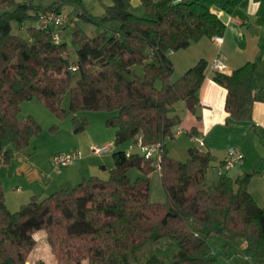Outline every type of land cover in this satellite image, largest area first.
I'll list each match as a JSON object with an SVG mask.
<instances>
[{
    "label": "trees",
    "instance_id": "16d2710c",
    "mask_svg": "<svg viewBox=\"0 0 264 264\" xmlns=\"http://www.w3.org/2000/svg\"><path fill=\"white\" fill-rule=\"evenodd\" d=\"M176 1L140 0L145 13L137 16L130 0H111L102 17L110 26L104 30L89 37L73 25L77 59L71 63L62 37L55 41L53 29L38 23L47 10L62 12L60 3L41 10L32 0H0V164L27 148L40 130L31 116H18L20 103L32 97L57 117L72 114L75 132L85 124L76 112H115L106 119L114 128V145L141 139L162 147L158 168L137 151L126 156L115 150V166L106 180L91 176L46 196L32 195L14 212L6 205L0 182V264H26L38 231H45L51 249L63 252L71 264H129L128 254L162 237L178 241L173 264H219L208 242L212 234L243 241L247 255L264 260V207L248 191L250 174L233 180L225 172L207 190L208 149L189 148L186 161L167 155L166 140L179 123L170 107L179 100L194 107L206 68V61L199 59L173 80L170 54L204 36L220 37L225 30L211 9L213 0ZM84 17L100 25L94 17ZM13 21L36 26H29L28 37L22 38L12 33ZM72 23L68 18L59 35ZM139 63L144 65L141 79L131 69ZM73 73L77 79L72 85ZM251 73L252 65L246 64L213 76L227 90L225 109L235 119L247 117L260 99L252 92ZM67 91L70 101L64 109L61 101ZM132 167L145 175L159 172L164 203L149 202L148 179L131 181L127 171ZM141 264H156V259Z\"/></svg>",
    "mask_w": 264,
    "mask_h": 264
},
{
    "label": "rangeland",
    "instance_id": "374dc122",
    "mask_svg": "<svg viewBox=\"0 0 264 264\" xmlns=\"http://www.w3.org/2000/svg\"><path fill=\"white\" fill-rule=\"evenodd\" d=\"M15 1L26 2L27 0ZM213 1L214 3L211 9L218 16H222L223 13L231 14L234 12L245 19L250 17V24L256 25V27L264 25V0H239L235 6L230 5L231 7L227 4L228 0ZM32 2L41 10L50 7L55 2L58 4L60 3V10L67 15V18L73 21L72 25L68 24L60 33V37H62V40L66 44L67 57L71 63H75L77 59V47L76 44L73 43L71 35L74 24L82 29L89 37L94 36L97 32L110 26V23L104 21L102 17L106 13V6L111 4V0H81L80 2L77 0H32ZM255 2L258 3L261 11L259 14L261 20L259 18L257 21L254 16H249L247 14L248 7ZM226 5L230 8V12L226 10ZM130 9L132 13L137 16H142L145 13L140 0H130ZM82 14H88L94 17L100 25H96L95 23L86 20ZM29 26H36V23H30L29 21L18 23L13 21L11 23V30L13 34L22 38H27V29ZM261 28H264V26ZM203 38L208 39L210 37L204 36L199 40ZM212 39L215 41L214 37ZM197 41L191 42V45H194ZM184 50L185 49H179V52H183ZM188 50L190 51L191 49ZM131 69L133 70V77L141 79L144 76L143 63L135 64ZM76 79L77 75L76 73H73L72 85L75 84ZM175 79H177V77L173 80ZM157 87H160L159 82H157ZM69 101L70 96L67 91L63 95L61 106L64 109H68ZM114 114L115 112H107L103 110L78 111L74 115L85 120V124L81 130L75 132L72 123V114H68L64 117H57L38 97L23 100L20 103V112L18 113L19 118L31 116L39 124L40 130L31 138L30 144L27 148L23 149L20 153L15 154L8 163L0 164V176L3 178L4 191L6 193L5 197L8 200L9 210L14 212L19 208L13 206L10 200L11 194L10 191L7 190L9 187L8 185L18 183L19 187L24 189L31 187L33 181V179H31L32 170L37 169L38 165L43 162L51 160V156L54 152L57 153L63 152L66 149H76L81 154L80 159L75 161H78L77 163H74L75 165L63 167L60 172L67 169H71L70 172H74V170L77 169L75 166L81 160H84V165L82 167L87 170L86 178L96 176L102 180H106L108 178L109 170L115 166L112 153L115 150L122 151L131 144L129 141L119 146L113 145L110 150L104 151L100 154H96L92 151L91 147L93 146L103 147L114 141V128L106 124V119ZM186 139L185 133L182 136L173 135L172 138H168L166 140L167 155L177 161H186L189 148L205 149L204 146H198L197 142L187 144ZM244 145L246 154L251 153L255 155L256 167L260 169L259 171L262 173V175L252 176L250 178L248 191L252 193L256 203L260 207H264V131L259 130L258 134L252 131L245 139ZM18 161L21 164H25L29 172L24 175H8V166L11 164L10 166H16L18 169L20 167L17 163ZM212 161H214L213 158L205 175L204 187L207 190H211L219 179V173L215 170V167H213L214 165L212 164ZM102 165H105L107 170H103ZM37 170H40V168ZM234 171L235 170L227 171V173L232 176ZM56 175L57 173L53 171L51 164V174H49V176H52L51 178L56 180ZM127 177L131 181H135L140 177H147L149 185V202H165V195L160 182L159 172L157 170L145 175L138 168L132 167L127 171ZM28 199L29 196L27 200ZM27 200H25V202ZM46 236L45 231H38L34 234L36 243L27 255L26 264H71L67 263L63 252L51 249ZM208 242L213 252L218 255L219 264H264V260L250 256L249 254L247 255V253L242 250L243 241L239 240L237 243H233L221 235L212 234L208 238ZM178 251L179 244L177 240L162 237L156 241H147L143 243L134 253L127 255V260L129 264H141L153 257L156 259V264H173L176 260ZM82 264L87 263L86 261H83Z\"/></svg>",
    "mask_w": 264,
    "mask_h": 264
},
{
    "label": "crops",
    "instance_id": "0c3cea01",
    "mask_svg": "<svg viewBox=\"0 0 264 264\" xmlns=\"http://www.w3.org/2000/svg\"><path fill=\"white\" fill-rule=\"evenodd\" d=\"M260 12L257 2L247 9V14L254 16L256 21L259 18L261 20ZM218 17L225 24V30L220 36L221 42L214 41L213 37L203 38L195 42L194 45L190 43L186 48H183L185 49L183 52L177 50L170 54L174 67L173 79L180 77L199 59L206 61L204 78L197 91L198 100L194 107L192 109L187 108L183 100L173 103L170 107V115L179 119V123L173 127V134L174 136H182L185 133L187 144L197 142L198 146H204L205 149H208L214 160L212 164L215 170H218L229 147L238 148L243 155L242 163L229 170H235L232 176L226 173L233 180L245 174H250L251 178L262 175L260 169L256 167L255 155L245 153L244 141L252 131L256 134L259 130L264 131V28H261L264 25L256 27V25L250 24V17L245 19L234 12L231 14L223 13L222 16L219 15ZM188 49L192 51L190 50V52ZM218 53L225 56L226 68L224 72L227 74L246 64L252 65L251 88L253 94L260 96V99L253 103L250 114L243 119H235L226 111L227 90L213 79L215 71L211 69V63ZM191 136H194L195 139L192 140ZM199 138L202 139L203 144H200ZM122 151L126 153L135 150L131 149L130 144ZM17 163L20 166L18 169L16 166H10L11 164L8 166V175H24L29 172L25 164H21L19 161ZM83 163L84 160H81L75 166L77 169L74 172L67 169L57 173L56 180L49 176L51 174V160L38 165L37 169L40 168V170L35 169L31 172V179H33L31 187L24 189L19 187L18 183L8 185L7 190L10 191V200L13 206L19 208L32 195L46 196L58 189L76 185L87 177V170L82 167ZM210 164L211 161L209 166ZM102 168L107 170L105 165H102ZM0 182L5 197L4 182L1 176ZM250 194L252 195L251 192ZM28 196L29 199L27 200ZM25 200L27 201L25 202ZM7 201L5 197L8 207ZM244 247L245 244L243 243L242 248Z\"/></svg>",
    "mask_w": 264,
    "mask_h": 264
},
{
    "label": "built area",
    "instance_id": "2783aa9c",
    "mask_svg": "<svg viewBox=\"0 0 264 264\" xmlns=\"http://www.w3.org/2000/svg\"><path fill=\"white\" fill-rule=\"evenodd\" d=\"M38 23L42 28L51 27L53 29V38L55 41H59L60 35L58 28L64 24L68 23V18L65 13L57 12L55 9L47 10L41 13L38 17ZM216 42H221V37H214ZM225 66V56L218 53L217 56L211 63V69L213 71H224ZM191 139H195L191 136ZM200 144H203L201 138H199ZM113 142L109 143L107 146L103 147H91L92 151L96 154L103 153L104 151L110 150L113 146ZM131 149L139 152L144 158L153 161V165L157 168L159 166V161L162 156V147L160 143L147 144L141 139H138L134 144H131ZM130 152H126L125 155L128 156ZM81 154L76 149H71L68 151L57 152L51 156V164L53 171L59 173L63 167L71 166L76 160H79ZM243 160V155L241 151L236 147H229L226 151V156L218 167L217 172L219 176L227 171H229L234 165L241 164Z\"/></svg>",
    "mask_w": 264,
    "mask_h": 264
},
{
    "label": "water",
    "instance_id": "95a60500",
    "mask_svg": "<svg viewBox=\"0 0 264 264\" xmlns=\"http://www.w3.org/2000/svg\"><path fill=\"white\" fill-rule=\"evenodd\" d=\"M178 2H179V0L176 1V3H178Z\"/></svg>",
    "mask_w": 264,
    "mask_h": 264
}]
</instances>
